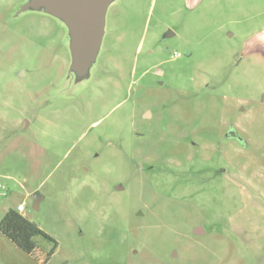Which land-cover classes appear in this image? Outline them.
I'll list each match as a JSON object with an SVG mask.
<instances>
[{
    "label": "rangeland",
    "instance_id": "obj_1",
    "mask_svg": "<svg viewBox=\"0 0 264 264\" xmlns=\"http://www.w3.org/2000/svg\"><path fill=\"white\" fill-rule=\"evenodd\" d=\"M33 1L0 0V223L47 264H264V0H112L79 72Z\"/></svg>",
    "mask_w": 264,
    "mask_h": 264
},
{
    "label": "water",
    "instance_id": "obj_2",
    "mask_svg": "<svg viewBox=\"0 0 264 264\" xmlns=\"http://www.w3.org/2000/svg\"><path fill=\"white\" fill-rule=\"evenodd\" d=\"M112 0H34L32 6H43L52 15L65 21L72 34L71 72L87 69L98 56L104 37L105 16ZM168 32L165 38L172 36ZM34 209L39 210L43 199L35 193ZM197 234L200 231L197 230Z\"/></svg>",
    "mask_w": 264,
    "mask_h": 264
},
{
    "label": "trees",
    "instance_id": "obj_3",
    "mask_svg": "<svg viewBox=\"0 0 264 264\" xmlns=\"http://www.w3.org/2000/svg\"><path fill=\"white\" fill-rule=\"evenodd\" d=\"M0 232L11 240L21 251L32 256L40 264H47L53 252H42L36 242L37 237L54 241L37 224L28 220L18 210H10L0 223Z\"/></svg>",
    "mask_w": 264,
    "mask_h": 264
},
{
    "label": "built area",
    "instance_id": "obj_4",
    "mask_svg": "<svg viewBox=\"0 0 264 264\" xmlns=\"http://www.w3.org/2000/svg\"><path fill=\"white\" fill-rule=\"evenodd\" d=\"M20 213L24 212L25 208L23 205H19L18 209H17Z\"/></svg>",
    "mask_w": 264,
    "mask_h": 264
},
{
    "label": "crops",
    "instance_id": "obj_5",
    "mask_svg": "<svg viewBox=\"0 0 264 264\" xmlns=\"http://www.w3.org/2000/svg\"><path fill=\"white\" fill-rule=\"evenodd\" d=\"M198 231L202 232V230H201V229H198Z\"/></svg>",
    "mask_w": 264,
    "mask_h": 264
}]
</instances>
